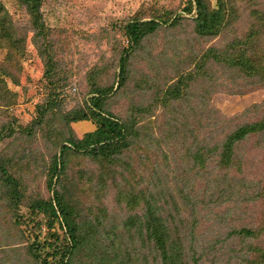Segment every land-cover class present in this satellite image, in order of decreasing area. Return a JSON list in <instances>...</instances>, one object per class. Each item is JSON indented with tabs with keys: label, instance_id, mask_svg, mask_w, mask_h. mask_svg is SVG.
<instances>
[{
	"label": "rangeland",
	"instance_id": "obj_1",
	"mask_svg": "<svg viewBox=\"0 0 264 264\" xmlns=\"http://www.w3.org/2000/svg\"><path fill=\"white\" fill-rule=\"evenodd\" d=\"M204 1L215 7V0ZM224 2L229 25L209 37L195 31L194 0H43L39 28H34V18L20 0H0V164L16 180L21 195L18 224L0 189V240L7 244L0 248V264H34L29 247L34 240L41 241L47 226L44 216L32 215L29 206L37 200H53L54 193L47 187L48 170L66 140L81 139L95 130L93 121H71L91 114L95 92L104 93L101 101L106 112L129 125V146L109 160L69 152L60 182L76 220L92 224L98 238L102 236L101 244L131 242L130 221L144 212L142 198L148 194L153 170L163 163L161 154H169L165 164L171 169L183 163L176 134L182 126L180 111L188 115L205 111L201 130L193 119L188 122L199 137L213 129V122L231 129L257 119L253 113L240 116L264 102V89L233 94L246 77L239 73L242 78L233 83L238 72L214 60L210 51L226 56L235 52L233 42L237 50L242 47L238 44L264 22V0ZM2 16L5 30H1ZM135 20L162 24L126 55L125 77L120 81L119 60L129 45L124 27ZM263 47L264 37L259 36L253 54ZM178 67L194 73L185 81L187 100L180 102L174 93ZM202 101H206L205 109ZM253 141H248L246 150L249 161L254 157V165L249 174L244 173L256 182L247 187L249 197L264 192V147L257 151ZM61 186L55 185V190L62 191ZM212 188L208 176L198 177L188 193L207 201ZM235 198L219 208L197 204L195 232L217 233L219 221L228 228L249 222L257 226L264 218V198L259 196L255 203L251 198L244 203ZM222 215L225 219L218 220ZM31 221L41 223L39 232H34ZM56 229L63 234L58 224ZM74 263L99 264V259L85 250Z\"/></svg>",
	"mask_w": 264,
	"mask_h": 264
},
{
	"label": "trees",
	"instance_id": "obj_2",
	"mask_svg": "<svg viewBox=\"0 0 264 264\" xmlns=\"http://www.w3.org/2000/svg\"><path fill=\"white\" fill-rule=\"evenodd\" d=\"M42 1L20 0L34 18L32 21L34 28L41 26L39 11ZM215 1L213 8L204 0H194L195 31L201 36H216L222 28L229 25L225 18L224 0ZM191 9L192 2L189 1L185 11L189 13ZM1 10L0 6V14ZM160 24L162 22L153 20L145 22L135 20L124 27L129 45L125 55L119 60L120 81L125 77L128 60L126 55L138 47L147 35L155 33ZM5 29L6 26L3 25L1 30ZM259 36L264 37V22L260 28L250 32L246 41L238 44L242 45L238 50L234 42L231 44L234 45L233 54L219 56L210 51V56L214 60L224 62L238 72L233 83L242 78L239 73L246 77L240 89L233 94L243 95L245 90L264 89V47L257 49L253 54V43ZM198 67L202 66L199 64ZM193 74V71H180L178 67V90L176 89L174 93L178 94L179 102L187 100L189 87L185 81L192 79ZM209 90L212 92L210 88ZM95 94V98L91 99V114L85 113L71 119L72 122L93 121L95 130L85 133L81 139L66 140L67 144L60 148L58 157L53 159L48 170L47 187L54 193L53 200H37L29 206L32 215L44 216L47 226L41 241L34 240L29 247L34 264H75L77 254L85 250L89 256L99 259V264H264V218L257 226L248 225L249 222L239 228H228L223 227L219 221L217 233L203 235L195 232L199 223L197 204L204 203L208 207L219 208L235 197L240 203L248 202L246 201L248 198L254 203L259 200V196L264 198V192L260 191L249 197L247 187L256 182L245 178L244 175L246 170L249 174L254 165L252 159L254 157L249 161L246 150L248 141L254 139L252 147L257 151L264 147V102L253 105L240 116L244 118L253 113L258 116L256 120L242 121L231 129H225L220 126L221 124L213 122V129L202 137H199L198 131L189 127L188 122L193 119L198 130H201L203 127L201 120L206 114L205 111L199 113L195 111L191 115L180 111L179 115L182 117L178 116V120L182 126L178 128L176 134L178 133V139L181 141L178 148L183 154V163L174 165L171 169L169 164H165L169 154H161L163 163L157 170H153L148 194L145 199L142 198L145 201L144 212L141 216L135 215L136 221H130L129 227H133V233L128 240L131 242L122 240L101 244L99 241L102 236L98 238L92 224H80L76 220L77 214L67 202L66 191L60 182L66 170L69 152L83 153L92 159L109 160L129 146L127 140L129 125L120 122L103 109L101 99L104 93L97 91ZM201 104L205 109L206 101H202ZM205 117L208 124L211 123V117L208 114ZM233 172L236 173V177ZM204 176L210 178L213 188L207 201H198L191 197L188 191L195 179ZM57 184L61 186L62 191L55 190ZM0 189L2 196H5L9 203L11 217L15 223L20 224L21 216L18 209L21 195L18 183L2 164ZM185 213L187 217L184 216ZM222 217L224 215L221 219L217 216V219L224 220ZM31 224L34 226V232H39L41 223L36 221ZM56 224L63 230L62 235L58 233ZM125 231L131 232L127 229ZM5 242V239L0 240V248L7 246Z\"/></svg>",
	"mask_w": 264,
	"mask_h": 264
}]
</instances>
